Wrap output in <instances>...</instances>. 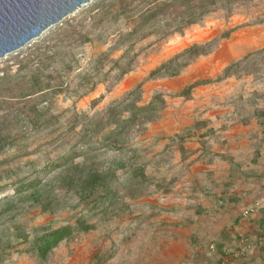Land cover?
Masks as SVG:
<instances>
[{"label":"rangeland","instance_id":"rangeland-1","mask_svg":"<svg viewBox=\"0 0 264 264\" xmlns=\"http://www.w3.org/2000/svg\"><path fill=\"white\" fill-rule=\"evenodd\" d=\"M197 1L92 0L0 59V264H264V0ZM204 80L196 104L174 95ZM159 93L111 147L54 169L104 143L111 108L130 119ZM76 164L116 173L91 191ZM80 218L94 229L42 259L44 227Z\"/></svg>","mask_w":264,"mask_h":264},{"label":"trees","instance_id":"trees-1","mask_svg":"<svg viewBox=\"0 0 264 264\" xmlns=\"http://www.w3.org/2000/svg\"><path fill=\"white\" fill-rule=\"evenodd\" d=\"M207 4L209 5H216V0H198L197 4L192 5L191 7L186 8V10H194L197 8H202V11L204 12V14L209 13L212 11V9L207 7ZM196 16H191V18L188 20L189 24H194L196 23V21H194V19H196ZM262 22L259 21L258 23ZM236 29V28H235ZM235 29H232L224 34H222V38H229L231 36V34L235 31ZM215 40H212L210 42H206L204 44H195L193 46H191L190 48L186 49L184 52L176 55L174 58L170 59L169 61H167L166 63L162 64L160 67H158L152 74H151V78L160 75L164 70H166L168 67H170L174 62H176L177 60H179L181 57H184L188 54H191L192 56H200V55H207L209 54V52L206 50V46H208L209 44H211L212 42H214ZM264 50V49H263ZM248 56L244 57L243 59L239 60V61H235L233 63H231L228 67L225 68L224 73L221 77H219L217 80H222L225 79L227 77L230 76V70L231 68L235 67L237 64H239L242 60L247 59ZM189 63H186L185 66H187ZM129 71H125L124 74H127ZM180 73L179 71H174L173 73H171V76H178ZM215 80H204V81H198L195 82L193 84H190L188 86H186L181 92L179 93H175L174 95H176V97H183V98H187L189 99L191 97L192 91L194 88L198 87V86H202V85H206V84H210L213 83ZM138 89H141L138 88ZM45 90V89H44ZM44 90L39 91V93L43 92ZM135 91V90H134ZM132 91V93L134 92ZM162 97V93H159L157 95H155V97L153 98V100L144 107H134L135 108V113L133 115L132 118L130 119H115L118 118L119 114H117V106H114L113 108H111L109 110V119L107 120L106 125L110 126L111 124L115 125V129H113L110 135H108V137H106L103 140V144H101L99 147L93 146L90 149H88L87 151H82V153L78 154H74L71 157H69L68 159H66V162L61 163V164H57L54 166V169L57 168H63L64 166H66L68 164V162L75 160L76 158H80L81 156H85L88 154H91L92 152L98 151V150H104L107 147H111V143H110V139H112V136H118L121 135L123 132V129L136 122V118L137 116H139L140 114H153L155 112H157L159 110V107L157 105V101ZM164 108V105H162V107H160V109ZM260 115L264 116V112H262ZM52 119H49L48 121H50ZM45 124V123H44ZM102 121L96 123V125L91 129V131L89 133H92L93 130H97L98 127L100 125H102ZM33 126H36L37 129V124H33ZM85 138V136L83 137ZM117 146V145H116ZM115 150H121L122 147H114ZM48 164H46L44 167H47ZM125 165H120V168H124ZM73 169L76 171L73 177H71L72 179L70 180H80V182L85 183L84 187L88 190L93 191L96 186L98 184H102L104 182L107 181V179L110 176H114V174L116 173L115 170L109 169L107 171H100V170H96L92 168H86L85 166L82 167L81 164H76L73 166ZM53 170V168L51 169ZM49 170H47L46 172H48ZM142 174L144 176V172L143 171H137L136 174ZM70 178V177H69ZM41 177H37L34 182H32L31 184H28L26 187H24L23 189H19L17 192H26L28 190L31 189H36L39 187V185L41 184ZM94 229V225L92 223H90L88 220L80 218L76 221L75 225H66V226H62L59 228H49V227H44V232L37 237L36 239V246H37V250L38 253L40 255V257L42 259H47L48 255L50 254V252H52L54 249H56L64 240H67L68 238H70L71 236L74 235L75 232L78 231H84V232H88L90 230Z\"/></svg>","mask_w":264,"mask_h":264},{"label":"water","instance_id":"water-1","mask_svg":"<svg viewBox=\"0 0 264 264\" xmlns=\"http://www.w3.org/2000/svg\"><path fill=\"white\" fill-rule=\"evenodd\" d=\"M92 0H0V59Z\"/></svg>","mask_w":264,"mask_h":264},{"label":"crops","instance_id":"crops-1","mask_svg":"<svg viewBox=\"0 0 264 264\" xmlns=\"http://www.w3.org/2000/svg\"><path fill=\"white\" fill-rule=\"evenodd\" d=\"M183 86H184V88H185L186 86H188V84L183 85ZM184 88H183V89H184ZM198 88H200V87H196V88L193 89V92H192V94H191V97H190L189 99H187V101H186L187 104L190 103L191 105H194V104H196L197 102H199V101H197V99H196V98H197V93L195 92V90L198 89ZM182 98H183V97H182ZM185 99H186V98H185ZM185 99H184V100H185Z\"/></svg>","mask_w":264,"mask_h":264},{"label":"built area","instance_id":"built-area-1","mask_svg":"<svg viewBox=\"0 0 264 264\" xmlns=\"http://www.w3.org/2000/svg\"><path fill=\"white\" fill-rule=\"evenodd\" d=\"M248 214V212H246Z\"/></svg>","mask_w":264,"mask_h":264}]
</instances>
